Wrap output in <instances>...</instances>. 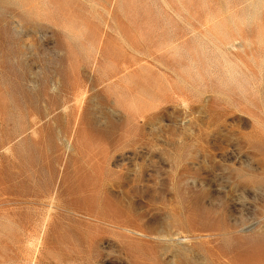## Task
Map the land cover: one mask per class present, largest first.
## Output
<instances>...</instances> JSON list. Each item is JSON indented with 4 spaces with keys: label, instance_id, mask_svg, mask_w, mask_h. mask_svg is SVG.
Instances as JSON below:
<instances>
[{
    "label": "rangeland",
    "instance_id": "obj_1",
    "mask_svg": "<svg viewBox=\"0 0 264 264\" xmlns=\"http://www.w3.org/2000/svg\"><path fill=\"white\" fill-rule=\"evenodd\" d=\"M0 264H264V0H0Z\"/></svg>",
    "mask_w": 264,
    "mask_h": 264
}]
</instances>
